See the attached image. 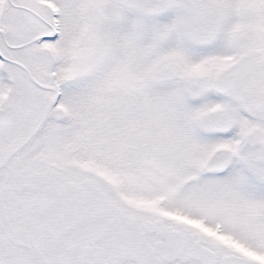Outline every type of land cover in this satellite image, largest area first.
Masks as SVG:
<instances>
[{
    "label": "snow or ice",
    "instance_id": "1",
    "mask_svg": "<svg viewBox=\"0 0 264 264\" xmlns=\"http://www.w3.org/2000/svg\"><path fill=\"white\" fill-rule=\"evenodd\" d=\"M0 264H264V0H0Z\"/></svg>",
    "mask_w": 264,
    "mask_h": 264
}]
</instances>
